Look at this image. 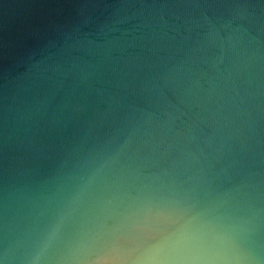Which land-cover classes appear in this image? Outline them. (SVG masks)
I'll return each instance as SVG.
<instances>
[{
  "label": "clouds",
  "instance_id": "clouds-1",
  "mask_svg": "<svg viewBox=\"0 0 264 264\" xmlns=\"http://www.w3.org/2000/svg\"><path fill=\"white\" fill-rule=\"evenodd\" d=\"M123 2L67 0L63 26L106 36ZM141 4L147 33L0 85V264H264V4Z\"/></svg>",
  "mask_w": 264,
  "mask_h": 264
},
{
  "label": "water",
  "instance_id": "water-1",
  "mask_svg": "<svg viewBox=\"0 0 264 264\" xmlns=\"http://www.w3.org/2000/svg\"><path fill=\"white\" fill-rule=\"evenodd\" d=\"M153 3V0H145ZM255 4H264V0H251ZM111 3V0H109ZM261 7L254 10L260 13ZM148 9H142L141 0H124L123 4L108 7L105 16L108 17V27L114 29L107 35H72L64 28L68 19L67 0H0V85L5 89L11 76L26 72L33 64L53 58L60 50L77 45L80 41L131 38L133 33L140 35L147 33L143 20ZM180 9H159L155 17L148 16L150 23H155L157 31L167 29L175 24H183V19H177L172 12H183ZM206 11L208 16L215 20L211 9H195L196 19L204 23L201 12ZM89 19L87 16L81 20ZM90 23L97 24L96 16H92ZM240 21H233L239 24ZM89 26L81 25V32L87 33ZM99 26L94 27V32H99ZM183 31V29H182Z\"/></svg>",
  "mask_w": 264,
  "mask_h": 264
}]
</instances>
